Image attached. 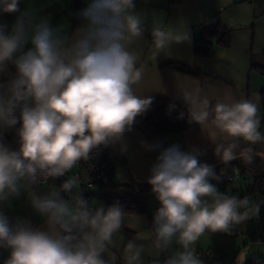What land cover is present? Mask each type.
I'll return each mask as SVG.
<instances>
[{"label":"clouds","instance_id":"9594fccd","mask_svg":"<svg viewBox=\"0 0 264 264\" xmlns=\"http://www.w3.org/2000/svg\"><path fill=\"white\" fill-rule=\"evenodd\" d=\"M20 4L0 0V13H18L11 26L0 22V203L26 192L45 225L0 211V249L9 251L4 264H203L195 251L201 237L231 235L258 216L264 201L221 193L211 182L221 175L199 161V150L184 151L178 143L162 148L150 168L147 183L159 207L146 240L125 241L123 208L90 207L76 175L41 194V184L71 172L101 146L119 143L127 150L124 134L153 104L152 96L136 90L144 76L138 46L148 16L137 11L135 0H89L75 13L81 25L69 34L67 24L53 26L49 16L21 11ZM180 25L152 19L153 60L175 44L190 43L186 22ZM179 95L189 122L207 133L225 165L241 159L251 166L256 156L264 158L255 148L264 144L258 92L214 104L187 90ZM18 123L19 147L13 149L3 134ZM141 143L147 151L160 147ZM163 253L169 254L161 261ZM247 256L243 249L237 260L243 264Z\"/></svg>","mask_w":264,"mask_h":264},{"label":"crops","instance_id":"0c3cea01","mask_svg":"<svg viewBox=\"0 0 264 264\" xmlns=\"http://www.w3.org/2000/svg\"><path fill=\"white\" fill-rule=\"evenodd\" d=\"M74 1L76 0H21L20 8L21 11L26 7L31 8L39 15L49 16L53 26L67 24V31L71 34L82 23L80 21L74 28L71 27V16L67 14V9ZM79 1L85 7L89 2V0ZM254 1L255 3L248 0H177L169 3L168 0H135L137 11L148 16L145 35L138 46V51L141 53L138 66L143 68L144 76L142 82L136 86L137 93L150 95L153 100L166 99L186 110L188 105L179 95L184 90L198 94L200 98L207 97L213 104L217 99H225L229 96L237 99L241 96L251 97L256 92L264 98V74L252 67L254 63L264 66V0ZM17 15L18 13L5 14L1 22L11 26ZM156 18L177 27L182 26L180 22H186L191 34L190 43L175 44L153 60L149 45L150 29L152 19ZM215 22H218L221 31L227 34L228 46L214 43L209 55H196L195 40L202 35L204 26ZM170 63L198 70L201 76L196 78L171 70L167 67ZM261 110V115L264 116V99L261 101ZM262 127H264V120H262ZM12 130H5L3 137L9 135ZM209 131L211 132L212 129L210 128ZM160 141L163 142L164 148L178 143L184 151L197 149L199 161L214 168L225 165L215 154V143L195 122H192L184 131L171 132L158 139L135 123L132 130L124 134L126 151H121L119 143L108 146L107 157L112 165L113 183L131 184L134 188H137L133 185L134 182L147 183L150 168L156 162L159 152L156 149L147 151L141 142L154 144ZM239 143L243 146L242 141ZM255 148L257 152L264 153V144H258ZM256 158L264 162V158L259 156ZM237 160L241 159L229 163ZM59 182L61 181L49 182L39 187L45 193L50 187L59 188ZM229 188L233 189L231 194H234V187L229 186ZM149 197L150 200H156L155 194ZM93 203L101 204L102 202L98 199L93 200L91 205ZM0 211H4L13 220L20 217L29 220L36 227L45 225L44 218L32 209L26 192L12 198L10 202L0 203ZM135 216L140 218L142 224L138 223ZM152 218L153 213L149 211L148 205L145 213H126L125 224L128 226H124L121 231L125 241L133 238L146 240ZM195 249L196 252L203 251L200 245H196ZM208 249L222 253V257L225 258L219 246H209ZM167 255L168 253H163L159 259L166 258ZM8 256V250L0 249V264H4ZM200 259L202 260L201 257ZM202 261L203 264H207L204 260Z\"/></svg>","mask_w":264,"mask_h":264},{"label":"trees","instance_id":"16d2710c","mask_svg":"<svg viewBox=\"0 0 264 264\" xmlns=\"http://www.w3.org/2000/svg\"><path fill=\"white\" fill-rule=\"evenodd\" d=\"M169 3H174L177 0H168ZM85 6L79 1H74L67 9V14L71 16L72 28H74L80 20L75 16L80 9ZM214 43L220 44L224 47L228 46L227 34L222 32L218 22L212 25L204 26L202 35L195 40L194 51L196 55L207 56ZM167 67L176 72L188 74L190 76L199 78L200 72L195 69H191L179 64L170 63ZM253 68H257L261 74H264V66H258L255 63L252 64ZM175 105V109H170V105ZM184 113V118L179 119V113ZM136 123L146 130L154 138H162L163 136L171 132H181L189 128L192 122H189L188 110L180 105L168 101L166 99H154L150 109L143 115L137 117ZM107 147L102 146V154L104 160H108ZM233 167L239 168V174L242 178H252V183L249 184V192H264V162L255 157L254 164L251 166L245 165L242 160L229 163L227 165H221L214 168L215 172H219L225 169L232 170ZM249 175V177H247ZM113 170L108 171L109 182L108 184L99 185L100 191L99 202L103 203L105 208L114 204H119L125 213H145L147 211V197L154 194L151 190V185L148 183L138 184L137 188H134L131 184H117L112 181ZM68 179V178H67ZM67 179L59 182L61 186ZM84 190V185L81 183L79 191ZM234 192H239L240 199L244 193L241 189L238 190L234 187ZM89 195H95L94 190L88 191ZM66 197V196H65ZM93 200L89 201V206ZM94 208V207H93ZM213 251V250H211ZM217 252V251H215ZM202 260L207 264H212L207 258L204 257L201 251L196 252ZM164 258H160L163 261ZM250 264H264L258 260L251 262Z\"/></svg>","mask_w":264,"mask_h":264},{"label":"rangeland","instance_id":"374dc122","mask_svg":"<svg viewBox=\"0 0 264 264\" xmlns=\"http://www.w3.org/2000/svg\"><path fill=\"white\" fill-rule=\"evenodd\" d=\"M249 177V175L247 176ZM218 187V182L213 180L211 181ZM252 183V178L249 177L245 178H238L235 181L236 188L238 190H242L244 193L242 194L241 199L247 197L250 201H264V192H249V184ZM81 188V183L79 184V189ZM39 192L44 194V191L41 187H39ZM221 189L219 188V191ZM232 188H227V192L231 193ZM221 192V191H220ZM151 198L148 196L147 198V205L150 212L153 214L159 207V202L157 200H150ZM92 206L97 208L98 206H103V203L96 204L93 203ZM247 209H241V211H246ZM239 230L238 233H234V230ZM203 247V255L207 251H211L208 247H220L221 250L224 252L222 257L223 262L221 264H240L237 260L238 253L246 249L248 256L247 259L243 261V264H250L251 262L255 261H262L264 263V203L260 204V211L258 216H253V218L249 219L245 223L237 226L233 229L232 234L229 235L227 233H210L201 237L200 241L197 243ZM196 250V249H195ZM215 252V251H213ZM216 253V252H215ZM218 254L222 256V253ZM169 254V253H168Z\"/></svg>","mask_w":264,"mask_h":264},{"label":"built area","instance_id":"2783aa9c","mask_svg":"<svg viewBox=\"0 0 264 264\" xmlns=\"http://www.w3.org/2000/svg\"><path fill=\"white\" fill-rule=\"evenodd\" d=\"M255 3L254 0H248ZM5 14L0 13V22L3 20ZM19 113L17 112V116ZM20 127L18 123L15 128L11 131V133L7 136L3 137L4 142L11 148L17 149L19 147L18 137L16 135V130ZM160 147L156 148L158 152L162 148H164L163 142H158ZM91 158L87 161H80L75 169L71 172L66 173L64 176L59 178H49L47 183L54 181H63L70 176L76 175L80 181L84 185V190L79 191V194L88 202L91 200H98L100 198V191L98 190L99 185L108 184L109 177L108 171L112 169V165L109 160H104L102 154V146L95 150L90 154ZM217 175H221V180L218 182L219 188L221 189V193H225L228 195H237L240 198L239 192H235L234 194L228 193L227 188L229 186L235 187V181L240 178V174H236L232 170L225 169L217 173ZM42 185V184H41ZM135 187H138V183H133ZM94 190L95 195H89L88 191ZM65 198H68L67 196ZM91 207V206H90ZM93 208V207H92ZM239 230H234V233H238ZM212 264H221L223 262L222 256L217 252L207 251L204 255Z\"/></svg>","mask_w":264,"mask_h":264}]
</instances>
